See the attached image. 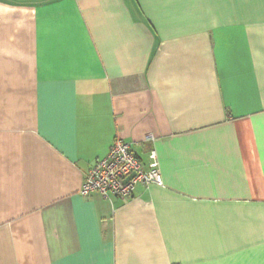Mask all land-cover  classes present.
I'll list each match as a JSON object with an SVG mask.
<instances>
[{
    "label": "crops",
    "instance_id": "1",
    "mask_svg": "<svg viewBox=\"0 0 264 264\" xmlns=\"http://www.w3.org/2000/svg\"><path fill=\"white\" fill-rule=\"evenodd\" d=\"M0 264H264V0H0Z\"/></svg>",
    "mask_w": 264,
    "mask_h": 264
},
{
    "label": "built area",
    "instance_id": "2",
    "mask_svg": "<svg viewBox=\"0 0 264 264\" xmlns=\"http://www.w3.org/2000/svg\"><path fill=\"white\" fill-rule=\"evenodd\" d=\"M138 184L163 185L158 153L151 149L147 164H144L131 145L117 137L108 154L94 162L80 192L82 195L98 192L105 198L129 199Z\"/></svg>",
    "mask_w": 264,
    "mask_h": 264
}]
</instances>
